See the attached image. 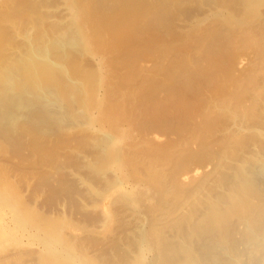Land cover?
Returning a JSON list of instances; mask_svg holds the SVG:
<instances>
[{
    "label": "bare ground",
    "instance_id": "6f19581e",
    "mask_svg": "<svg viewBox=\"0 0 264 264\" xmlns=\"http://www.w3.org/2000/svg\"><path fill=\"white\" fill-rule=\"evenodd\" d=\"M73 5L74 15L53 0H6L0 7V143L23 151L22 139L32 133L42 137L34 149L44 154L42 139L55 115L79 117L83 78L97 97L104 90L110 120L120 112L136 125L140 147H125L108 132L109 137L101 132L94 137L81 131V151L97 146L94 156L107 164L111 145L114 161L143 181V191L135 196L133 181L113 179L117 169L109 179L108 169L104 175L87 170L90 164L79 163L82 157L73 153L74 175L83 169L88 182L82 190L84 179L62 174L71 169L51 152L50 171L22 173L23 183L36 181L21 204L31 219L17 216L14 201H8L22 188L0 190V239L21 232L17 244L27 249L16 257L24 261L27 252V264H264V0H74ZM79 11L92 24L95 45L115 53L112 80L103 82L100 69H82L91 35L79 23ZM93 190L105 197L99 198L100 226L98 217L88 223L83 216ZM39 195L52 212L66 206L76 228L83 224L98 232L108 222L102 235H68L63 248L52 220L39 210L42 204L35 207ZM78 229L72 227L71 235Z\"/></svg>",
    "mask_w": 264,
    "mask_h": 264
},
{
    "label": "rangeland",
    "instance_id": "374dc122",
    "mask_svg": "<svg viewBox=\"0 0 264 264\" xmlns=\"http://www.w3.org/2000/svg\"><path fill=\"white\" fill-rule=\"evenodd\" d=\"M5 1L6 0H0V7L4 6V2ZM53 1L54 2H60V4L62 5V9H63V12L64 13H69V15H72V14L74 15L76 13L75 12L76 11V8L73 5L74 0H53ZM87 7H88V5H87ZM49 9H50V11H53V13H55L54 12L55 10L53 8H49ZM49 9H47V10H49ZM85 10H87V8ZM87 12H88V10H87ZM77 17H78V21H79L80 24L85 23V30H87L86 32H88L87 33L88 35H91L92 34L91 31L93 30V28H92L91 22H85L86 12L79 11L77 13ZM90 24H91V26H90ZM88 30L91 33H89ZM90 37H92V35L89 36V40L90 41L88 40V42H87V45H89V47L88 46L87 47L90 48V49H88V51L84 52L83 55H82V65L84 66V67H82V69L84 70V72L87 71V68H90V69H100L101 72L103 71V73L105 74V78H103V82L108 81V80H112L111 74H112V71H113V67L111 66V62H112V58L114 57L115 53L112 54L113 51L107 52V50L105 49V47L103 45L102 46L95 45L94 40L90 39ZM149 63L151 64V62H149ZM130 77H131V73L128 72V71H125L124 78L125 79H130ZM82 81H83V90L81 91L82 94H81V96L78 99V102H79L78 104L79 105L82 104L83 107H82L81 110L78 111L79 117H77L75 115L74 116H69V115H66V114L55 115L54 120H53V127L47 129V136H48V138L46 136L45 139H42L43 140L42 148H44V150L46 151V152H44V154H43V152H39L38 153L34 149V146H36V145L39 146L37 144V142L42 137L35 138V137H33L34 135L32 133H31V135L30 134H27L29 137L27 135L23 137L22 144L24 145L25 144V141H26V144H27V146H23L24 147V150L23 151H19L21 149H17V148L15 149V147L8 146L7 144H4L2 142L0 143L1 144L0 145V157H1L0 158V161H1L0 162V167L2 166L1 163H3V167H1V169H0V174L2 175V176L0 175V178H1L0 179V186H1L0 187V190L1 191L2 190H8L9 189L8 186H11L13 184H16L19 189L22 188V189H20V190H22L21 192H18V193L17 192L16 193L15 192H11L10 195H9L10 197L8 199V201L10 203H12L14 201L12 203L13 205H15L14 206V212H16L15 214L17 216H19V217H26L28 219H31V217H29L30 216V214H29L30 211L28 212V209L25 207V205L24 204L21 205V204H22L23 201H24L23 203H25L27 201V199L30 198L31 185H33L36 182L34 180H31V176L27 175L31 181L30 182L23 183V177H22L23 174L22 173L23 172H28L29 169H30L29 170L30 172L33 169H38L41 172L50 171L51 168L49 166H51L52 164L51 163H46L47 161H49L48 160V157H46V156L47 155L50 156V153L51 152H54V151L55 152L57 151L58 152V157L60 155V158H62V159H58L59 160V163L60 164L62 163V165L66 169H71V170H68V171H65V172L62 171V174H64V175H67V176H70L71 175L72 176L73 170H74V172L78 171L76 169L77 166L75 167L74 164H72L74 162L71 161V160H73V157L75 155H77L78 158L82 157V158H80L81 160L78 159L77 156L74 157V158L78 159V162L79 163L81 162V164L83 163V164H86L88 166L90 164V166L88 167L89 169L87 168V170H91L92 171L94 169V171H95V170H98L99 169V171H102L104 169L103 171H105V173L109 170L108 175H106L107 174L106 173L105 176H104V177L107 178L108 176L111 177L112 170L113 169L114 170L117 169L118 172L115 173L117 177L116 176L115 177H112L113 179L114 178H117V179H123V178L125 179L126 178L125 181H128V180L129 181H133L134 184H136V187H134V190H133V192H136V195L135 196H140L141 195V192L143 191L142 190V187L144 186L143 185V181L140 180L138 178V176H135L134 174H132L133 173L132 170L129 167H127L123 162H122L123 164L121 165V162H115L114 161V157L115 156H112L113 155V150H112V148H110L111 145L110 146L109 145L107 146V147H109V150L107 151L108 152V158L106 160L107 164L105 163V161H102L100 159L101 157H99V158H98V156H97V158L95 157L98 154L97 152L99 151V148L97 146H95L96 149L95 148H92L94 146H92L89 149L90 146H88L87 152H86L87 154L85 152L83 153L81 151L82 149H80L81 146L79 144L85 142L84 139H82V141L80 140L81 139L80 136H83L82 134L80 135L81 131H82V133H83V131L84 132L87 131V132H89L88 134H91V135L93 134L94 137L97 136V135H98V137H101V136H99V132H101L100 134L106 133V135H107V132H108L109 135H111L110 137L114 138V136H115V138L119 139V141L122 140L121 145H124L125 144L126 145V146L124 145L125 147L131 146L132 148L134 147L136 149L138 147H140L138 145V143L135 142V139L136 138H137L136 141H138V139H139V137H137L138 132H136V130H137L136 125H134L133 122H131L130 120H128V118H127V116L125 114H122L120 112H116L115 110L114 111L113 110L111 111L112 112V115H114L113 112H116V113H118L120 115H118V114L115 113L116 115H114V116L115 117L117 116V117L116 118L113 117L110 120L109 119L110 117H108L109 115H107V113L105 111V109L107 108V105L108 104H107V102H105L106 100L104 101V99L102 97V96H104L103 94L105 93L104 90H103V92L101 91V95L99 94L98 97H97V94L94 92L96 90L93 89V88H91L88 85L87 81H85L83 78H82ZM103 82H102V86L101 87L104 88V83ZM97 90L100 91V90H102V88L101 89L99 88ZM47 96L50 99H52V96H51L50 93H48ZM16 131H19V130H16ZM103 135H102V137L105 136V135L104 136ZM133 137H135V138H133ZM131 138H132L133 141L131 140ZM34 139H36V140H34ZM34 141H35V143H33ZM132 142L134 144H136V145L134 146ZM130 143H131V145H127V144H130ZM144 143H146V141ZM147 143H146V145H149L150 144L149 142H147ZM1 146L3 147V149H2ZM28 146H29V148H28ZM13 149H14V151H13ZM53 149H55V150H53ZM79 149H80V152L79 151L77 152L76 150H79ZM91 149H92L93 152H91ZM17 151H18V153H17ZM88 151H89V153H88ZM94 151H95V153H94ZM4 152H6V153L4 154ZM19 152H21L22 154L19 153ZM10 153L13 154V155H9ZM73 153L75 155H73ZM6 155H7L8 158L5 157ZM90 155H92V156H90ZM69 156L70 157L72 156V157L70 158ZM1 159H3V161ZM4 159H5V161H4ZM8 159H10V162H9ZM6 160H7V162H6ZM67 161H68L69 164L67 163ZM9 163L10 164L13 163L12 165H15V166L12 167V165H10ZM14 163H16V164H14ZM70 164H72V165H70ZM9 165H10V168H8ZM24 166H25V168H24ZM31 166H32V168H31ZM68 166H69V168H68ZM70 166L71 167L72 166L74 167L73 170H72V168ZM91 166H92V168H90ZM81 167H82V165H81ZM4 168H7V169H4ZM13 168H16V169L14 170ZM43 168L45 169V171H42V170H44ZM2 169H3V171H2ZM8 169L10 170V172H13V170H14V172H13L14 175H11L12 173L9 174L10 172H9ZM21 169H24V170H21ZM105 169H108V170L106 171ZM6 170H7V172H5ZM99 171H98V173H99ZM110 171H111V173H110ZM79 172H81V174L79 173L80 177L84 179V177H83L84 170L83 169L81 171L79 170ZM95 172H97V171H95ZM6 174H9V175H6ZM56 174H55V176H56ZM62 174H57V175L61 176ZM79 175L78 174L74 175V173H73V176L74 177L79 176ZM99 175H101V174H99ZM103 175H104V172H103ZM11 176H13V177H11ZM132 176H134V177H132ZM109 177L107 179H109ZM106 178H103V179L107 180ZM5 179H7V180H5ZM11 179H13V180H11ZM1 182H2L3 188H2ZM18 183H19V185H18ZM28 183H29V185H28ZM87 183L88 182L84 179L83 182L82 183L80 182V184H79L80 188L82 190H84L86 188L85 185ZM23 188H25V189H23ZM102 193L103 192H101L100 190H93V192L90 191V193L88 194V197H87L88 198L87 199V201H88L87 207L88 208H86V212L84 213L85 215H83L84 217H87L88 223H90V221L91 222H95V221H98L99 220V222H98L99 223V226H100L101 221L102 222L104 221V220H102L103 215H104V208L102 209V206L100 205V201H99V198L100 197H102L103 199L105 198L104 197V194H102ZM92 194H94V195H92ZM100 195H102V196H100ZM16 196H18V197H16ZM44 196L45 195H42V196L39 195V199H38L35 207L37 209H39V206L42 204V207L43 208H41L39 210L43 213L42 214L43 216H47L48 215V217L50 218V220H52V225L53 226L52 225L51 226L56 229L55 235H56L57 238L60 239V241H62L61 244H62V247L63 248H66V246H68V241L70 240L68 237H70V238L72 237V238L79 239V238L86 237V235H87V238L88 237H91V236L92 237H96L95 235H100V236L102 235V233L104 231L103 229L105 228V225L108 223L107 222L104 225V223L106 221L103 223V226H102L103 228H99L98 227L99 228V231H98L99 233L97 232V230H96L95 227H89L88 228V227H84V225L81 224L79 227H77V228H80V229H78V232L79 233L77 235L73 236L74 234L70 231V229L72 227H73V229H77V228H76V226H73L72 222H70V221H72V217H70L71 215L68 213L67 207L66 206L65 207L62 206L61 208L59 207V209L57 208V210H55V211L52 212V210H50L48 208V206H45L47 201H45V197ZM107 196H108V194H107ZM131 196L133 197V195H131ZM94 199H95V202H94ZM103 199H101V202H102ZM108 199H109V197H107V200L106 199L105 200L107 201V203H110L109 202L110 199L109 200ZM15 201H16V204H15ZM130 203H132V202H130ZM133 205L135 206L134 203H132L131 206L134 207ZM23 206H24V208H23ZM131 206H129V207L132 208ZM46 208H48L49 210L47 209L48 211H46ZM95 208H96V210H95ZM90 209L93 211L92 213H90L91 212ZM107 209L109 210V207ZM25 211H27L28 213L27 214H24ZM87 211H89V212H87ZM60 212L61 213L63 212V213L61 214ZM88 213H90V215ZM94 213H95V215H94ZM60 214H61V216H60ZM96 214H98V215H96ZM53 215H55L56 218L59 216V219L58 218L57 219L60 222H58L57 219L55 218V216H53ZM101 215H102V217H101ZM50 216H52L53 218H51ZM63 216H64V218H63ZM60 217H61V219L63 221L60 219ZM67 217H69V219ZM100 219H101V221H100ZM55 220H56V222H55ZM110 220H109V222H110ZM110 223H112V222H110ZM28 224H30V226H31V225L34 224V221H32L31 223L28 222ZM87 225L88 224H85V226H87ZM70 226H71V228H70ZM90 228H93V229H90ZM84 229H86V230L84 231ZM101 229L103 231H101ZM1 230H2V228L0 229V232H1ZM71 234H73V235H71ZM21 236H22L21 232H17V233L14 234V237L7 235L5 237H2V239H0V260L2 259L1 261H3V260L6 261L5 264H8V263L12 264L14 261H15L14 263H16V264H27V263H29L30 257H28L29 254L27 252H25L27 255L25 254L26 255L25 256L26 259H24V261L23 260H20L19 261V258L16 257V255H17L18 252L24 251V250L27 249L26 243L23 242V244H24L23 248L20 247V246H18V244H17L18 243V240L21 239ZM96 239L98 240L100 238H96ZM19 249H22V250H19ZM13 252H14V255L15 256H13ZM35 253H37V252H35ZM7 254L10 255V257L9 256H6ZM27 257H28V259H27ZM11 258H13L12 259L13 261L11 260ZM40 258H42V257H40ZM10 261H12V262H10ZM39 262H42V260L39 259Z\"/></svg>",
    "mask_w": 264,
    "mask_h": 264
}]
</instances>
